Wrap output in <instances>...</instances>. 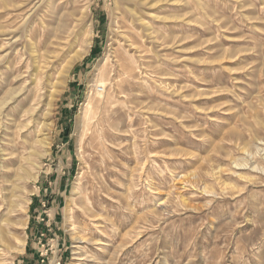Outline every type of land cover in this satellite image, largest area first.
<instances>
[{
	"label": "rangeland",
	"instance_id": "obj_1",
	"mask_svg": "<svg viewBox=\"0 0 264 264\" xmlns=\"http://www.w3.org/2000/svg\"><path fill=\"white\" fill-rule=\"evenodd\" d=\"M0 264H264V0H0Z\"/></svg>",
	"mask_w": 264,
	"mask_h": 264
},
{
	"label": "bare ground",
	"instance_id": "obj_2",
	"mask_svg": "<svg viewBox=\"0 0 264 264\" xmlns=\"http://www.w3.org/2000/svg\"><path fill=\"white\" fill-rule=\"evenodd\" d=\"M119 24L122 26H124V22L122 23H120L119 22ZM125 27V26H124ZM125 30V29H124ZM121 32V31H120ZM124 32V31H123ZM119 61V60H118ZM98 67H99V65H98ZM123 67V66H122ZM104 69H106V68H104ZM108 79V78H107ZM106 79V72H101V78H100V80L99 81H101L102 83H105V80H107ZM31 110V109H30ZM92 137H93V135H92ZM95 147V146H94ZM94 157H95V152L93 153V154H91V156H90V159L88 160V170L90 171L89 172V174H91L92 176H93V178L94 179H96V177H97V174L95 173V171H94V168L96 167V165H95V163H94ZM88 199H91V195H88ZM83 203V204H82ZM81 203V205H82V210L84 211V212H86V213H88V214H92V210L89 208V206L87 205V204H85L84 202H82ZM79 207V206H78ZM94 208V207H93ZM17 242H18V244H19V247L20 246H24V242L22 241V240H20L19 238H17Z\"/></svg>",
	"mask_w": 264,
	"mask_h": 264
}]
</instances>
